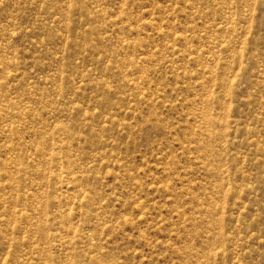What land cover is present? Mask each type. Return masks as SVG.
<instances>
[{
    "label": "rangeland",
    "instance_id": "374dc122",
    "mask_svg": "<svg viewBox=\"0 0 264 264\" xmlns=\"http://www.w3.org/2000/svg\"><path fill=\"white\" fill-rule=\"evenodd\" d=\"M0 264H264V0H0Z\"/></svg>",
    "mask_w": 264,
    "mask_h": 264
}]
</instances>
